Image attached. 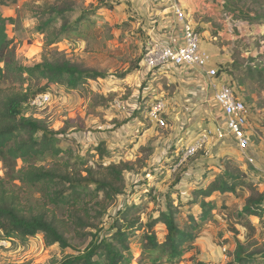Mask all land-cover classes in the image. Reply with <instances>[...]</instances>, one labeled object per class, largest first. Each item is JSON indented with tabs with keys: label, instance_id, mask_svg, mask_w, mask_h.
<instances>
[{
	"label": "trees",
	"instance_id": "1",
	"mask_svg": "<svg viewBox=\"0 0 264 264\" xmlns=\"http://www.w3.org/2000/svg\"><path fill=\"white\" fill-rule=\"evenodd\" d=\"M114 2L116 0H99L96 6L84 9L68 5L59 8L39 6L31 18L36 32L43 37L44 48H51L67 35L82 36L84 29L101 19L102 12L112 10ZM223 9L236 19L264 23V0H223ZM12 23L13 19L0 14V83L18 84L16 90L0 89V160L7 169L8 180L35 189L45 205L52 209L66 211L69 224L74 230H80L81 236L89 241L82 250L72 249L65 236V225L59 224L46 212L25 215L3 180H0V239L22 243L41 234L46 245H57L63 251L73 250V255L63 257L56 264H179L189 253H193L191 264H204L197 260L196 240L218 207L212 195L230 193L238 197V188H247L250 194L244 199L241 209L231 214L235 215L236 224L254 231L249 218L262 220L264 195L255 193L252 179L240 169L239 162L234 158L218 159L213 164L218 173L206 187L192 190L186 204L178 201L174 204L170 191L164 195L165 209L157 210V216L152 211L146 212L147 201L139 204L129 201L116 211L105 232H102L104 227L92 225L87 213L91 211L87 208L89 203L95 200L92 207H100L95 212L99 218L108 205L123 195V173L131 171V165L124 162L105 165L112 153L104 147V143L90 148L87 155L60 148L58 132L32 117L34 108L29 102L49 92L51 86L75 91L83 88L88 81L105 76L58 57L53 54L54 51L43 55L41 61L34 65L19 64L6 33L7 26ZM256 73L261 76L264 70ZM149 100L148 97H141L145 107H148ZM143 104L132 116L138 115ZM88 155L97 158L91 165L88 164ZM47 158L54 160L52 166L36 164ZM181 159L182 153H178L170 164L171 168H180L171 184L172 189L187 170L189 163L186 164V160H193L189 157L180 162ZM18 161L21 163L19 168L16 167ZM164 172L158 173L157 181ZM148 188L150 191H145V194L149 202L156 204L157 197L152 193V187ZM100 196L104 206L98 201ZM181 206H190L191 209L185 218L180 219ZM159 225L165 230L163 241H159L156 234ZM232 230L236 231L233 227ZM132 243L137 246L135 253L130 247ZM233 243L234 249L227 253L229 260L224 264H264V251H250L235 239Z\"/></svg>",
	"mask_w": 264,
	"mask_h": 264
},
{
	"label": "rangeland",
	"instance_id": "2",
	"mask_svg": "<svg viewBox=\"0 0 264 264\" xmlns=\"http://www.w3.org/2000/svg\"><path fill=\"white\" fill-rule=\"evenodd\" d=\"M98 1L0 0V14L5 18L13 19V23L7 26L6 33L11 40L15 60L19 64L34 65L41 61L43 55L54 51L53 54L58 57H64L72 63L94 69L105 76L90 80L83 88L75 91L51 86L50 102L32 111L33 118L44 122L49 129L58 132L60 148L87 155L90 148L104 143V147L112 153L111 158L105 161V165L109 162H124L131 165L132 170L123 173V195L108 205L99 218L95 212H98L100 207H92L95 200L87 207L91 209L87 212L90 216L89 222L98 228L104 227L102 232H105L115 218L116 211L129 201L137 204L147 201L146 212L152 211L154 216L158 215L157 210L165 209L164 195L170 191L174 204H177V201L186 204L191 198L192 190H188L184 185L193 180V176L188 172L189 166L194 158L204 155L206 145L209 142L213 143L216 138L210 133L211 138L204 149L198 151L194 157L192 156V161L186 160V164L189 163L186 170L187 176L183 174L185 179L182 177L172 189L171 184L180 168L177 166L171 168L170 164L172 165L178 153H182L183 157L184 147L188 144L184 143V138H189V142H193L202 132L195 125L193 129H190L193 130L192 134H185L186 130L178 129L165 114L161 117L165 121L164 127H157L150 122L147 117L148 107L144 106L141 97L149 99H152L153 95L158 97L160 93L158 85L162 80L150 78L148 77L150 73L146 74L140 69L139 63L144 49L143 33L136 30L134 19L127 18L121 21V18L117 17L119 13L113 12V8L111 13H108L109 10L102 12L101 19L90 28L84 29L82 36L67 35L57 45L44 48L43 37L36 32L35 22L31 18L37 11V7L59 8L68 5L74 9H84L96 6ZM154 88L155 91L152 93ZM0 89L16 90L18 84L1 82ZM141 103L143 106L137 112L138 115L132 116L141 107ZM182 113L183 117H186V112ZM193 118L195 116L192 114L190 118L186 117L190 120ZM214 129L206 128L204 131L213 132ZM91 153L94 154V152ZM219 159H222L221 156ZM96 160V156L88 155L89 165ZM53 161L47 158L36 164L50 167ZM20 166L21 163L18 161L16 167ZM207 166L195 176L197 178L203 173L206 174H203L205 175L203 187L213 180V170H210L212 174L209 173ZM161 171L165 172L157 181V175ZM7 173V169L0 160V180H3L10 195L15 197L16 204L25 215L46 212L59 224L65 225V236L72 249L82 250L87 245L89 239H84L80 234L81 231L74 230L69 224L66 211L54 210L51 206L45 205L35 189H29L16 181L8 180ZM252 186L256 194H264V185L258 187L257 182L252 181ZM148 187H152L151 191L157 197L156 204L149 202L145 194V191L147 193L150 191ZM237 191L238 197L230 193L225 197L218 196V193L212 195L218 197L214 199L221 202L222 207L218 204L215 210V216L218 219L215 222L211 219L206 224L210 225L211 229H206L205 225L196 240L199 250L198 261L204 264L226 263L229 260L227 253L233 251L234 239L243 243L250 251H264V220L252 219L254 231L250 232L240 224H236L237 219L234 214H231L243 205L244 199L250 194L247 188L246 190L238 188ZM98 201L101 206L105 205L101 201V196ZM190 209V206H181L180 219L185 218ZM191 211L193 212V209ZM232 227L237 232H234ZM156 234L159 241H163L164 227L157 226ZM130 247L135 253L136 244L132 243ZM72 251L69 249L63 251L57 245H46L41 234L35 239L22 243L0 240V264H56L63 257L73 255ZM192 254L186 255L179 264H191Z\"/></svg>",
	"mask_w": 264,
	"mask_h": 264
},
{
	"label": "crops",
	"instance_id": "3",
	"mask_svg": "<svg viewBox=\"0 0 264 264\" xmlns=\"http://www.w3.org/2000/svg\"><path fill=\"white\" fill-rule=\"evenodd\" d=\"M172 2L186 13L199 35L200 50L210 56L207 69H215L217 75L208 80L183 70L150 73L148 77L162 81L158 85L159 98L153 95L149 102L162 99L166 105L165 115L178 129L186 130L185 134H192L193 130L190 129L195 125L203 132L206 128L213 129L223 124L224 116L214 104L213 96L222 86H231L248 110L244 132L250 145L246 154L253 160V164H248L241 157L232 138L215 139L213 143L206 145L204 155L196 157L190 164L188 172L193 180L186 182L184 186L190 191L203 187L206 174L197 178L195 176L209 165L208 172L212 174L210 170H213L214 178L218 170L210 165L221 156L236 159L240 169L261 187L264 185V74L257 76L256 71L264 70V23H249L225 13L223 0H116L113 12L119 13L117 17L121 21L127 18L135 20V28L143 33L142 42L145 45L149 41H163L167 38L166 26L173 20V13L169 8ZM110 11L112 10L108 13ZM154 91L155 88L151 92ZM182 112H186L187 118L191 114L195 118L186 119ZM184 139V143H188L184 147L186 148L192 142H189V138ZM186 174L187 171L184 175ZM229 195L218 194L221 197ZM214 198L218 197L212 196ZM217 203L222 207L221 202ZM215 213L216 211L212 216L214 222L218 219ZM252 219L257 218H249L254 227ZM206 229H211L210 225H206Z\"/></svg>",
	"mask_w": 264,
	"mask_h": 264
},
{
	"label": "built area",
	"instance_id": "4",
	"mask_svg": "<svg viewBox=\"0 0 264 264\" xmlns=\"http://www.w3.org/2000/svg\"><path fill=\"white\" fill-rule=\"evenodd\" d=\"M169 8L173 13V20L166 26L167 38L163 41L145 43L139 63L140 69L146 74L183 70L208 80L216 77L215 69H207L210 56L200 50L199 35L188 20L186 13L174 2L169 5ZM50 100L51 95L46 92L32 99L29 105L33 108H40L48 104ZM213 101L222 111L223 124L218 125L213 132L203 131L189 146L184 148L180 162L204 149L211 138L210 133H212L218 140L232 138L241 157L248 164H253V160L246 154L250 140L244 132L248 117L245 104L237 98L236 92L231 86L225 85L214 93ZM165 109L166 105L162 99L150 101L147 112L150 122L157 127H164L165 121L161 117L165 114Z\"/></svg>",
	"mask_w": 264,
	"mask_h": 264
}]
</instances>
